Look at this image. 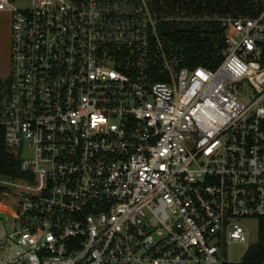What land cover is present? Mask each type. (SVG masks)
<instances>
[{
	"label": "built area",
	"instance_id": "obj_1",
	"mask_svg": "<svg viewBox=\"0 0 264 264\" xmlns=\"http://www.w3.org/2000/svg\"><path fill=\"white\" fill-rule=\"evenodd\" d=\"M0 9V131L22 172L0 174L16 204L12 221L0 210V264H224V242L249 245L241 220L264 216V5L221 19L216 69L167 50L162 0Z\"/></svg>",
	"mask_w": 264,
	"mask_h": 264
},
{
	"label": "trees",
	"instance_id": "obj_2",
	"mask_svg": "<svg viewBox=\"0 0 264 264\" xmlns=\"http://www.w3.org/2000/svg\"><path fill=\"white\" fill-rule=\"evenodd\" d=\"M211 1V0H210ZM219 1V0H218ZM234 6L242 12L251 7L249 0H228L224 6L235 3ZM163 4V3H162ZM169 1L162 9L168 7ZM208 5V4H207ZM264 5V4H263ZM261 6V8L263 7ZM168 24V23H167ZM225 26L220 21L212 28L199 24L175 27L167 30L164 37L172 52L183 57V66L196 67L199 65L216 69L222 60V49L225 44ZM165 76H163L164 78ZM166 79V77H165ZM0 174L10 176H21L19 158L12 155L4 143L0 131ZM259 240L251 244L240 261H224V264H264V216L260 217Z\"/></svg>",
	"mask_w": 264,
	"mask_h": 264
},
{
	"label": "rangeland",
	"instance_id": "obj_3",
	"mask_svg": "<svg viewBox=\"0 0 264 264\" xmlns=\"http://www.w3.org/2000/svg\"><path fill=\"white\" fill-rule=\"evenodd\" d=\"M169 1L168 7L162 10V12L169 13L176 20H171L168 24L161 26L162 35L167 30H173L175 27H186L195 24H199L204 27L212 28L214 24L219 23L221 19L238 14H254L261 9L264 4V0H249L248 3L251 7L247 8L245 12L239 9V6L235 8V3L229 6L228 0H162V6ZM236 1V0H235ZM12 4L21 8H29L33 4V0H12ZM208 4V5H207ZM163 8V7H162ZM167 50L173 49L168 47V43L163 36ZM3 76L2 78H6ZM0 210H5L12 221L15 216L16 204L11 197L5 196L0 193ZM260 217L245 218L241 222L245 225L249 234V245L241 243L239 241L224 242L218 253L219 259L222 261H240L246 253L248 247L259 240V225ZM11 221L6 223V226L11 227Z\"/></svg>",
	"mask_w": 264,
	"mask_h": 264
},
{
	"label": "crops",
	"instance_id": "obj_4",
	"mask_svg": "<svg viewBox=\"0 0 264 264\" xmlns=\"http://www.w3.org/2000/svg\"><path fill=\"white\" fill-rule=\"evenodd\" d=\"M12 33L13 12L0 9V78L11 74Z\"/></svg>",
	"mask_w": 264,
	"mask_h": 264
},
{
	"label": "water",
	"instance_id": "obj_5",
	"mask_svg": "<svg viewBox=\"0 0 264 264\" xmlns=\"http://www.w3.org/2000/svg\"><path fill=\"white\" fill-rule=\"evenodd\" d=\"M0 217H3V218H5V217H6V215H5L3 212H0Z\"/></svg>",
	"mask_w": 264,
	"mask_h": 264
}]
</instances>
